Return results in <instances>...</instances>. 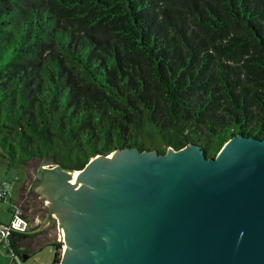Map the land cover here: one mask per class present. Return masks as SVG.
Wrapping results in <instances>:
<instances>
[{
    "label": "trees",
    "instance_id": "16d2710c",
    "mask_svg": "<svg viewBox=\"0 0 264 264\" xmlns=\"http://www.w3.org/2000/svg\"><path fill=\"white\" fill-rule=\"evenodd\" d=\"M238 132L264 138V0H0L8 163L189 140L211 156Z\"/></svg>",
    "mask_w": 264,
    "mask_h": 264
},
{
    "label": "water",
    "instance_id": "95a60500",
    "mask_svg": "<svg viewBox=\"0 0 264 264\" xmlns=\"http://www.w3.org/2000/svg\"><path fill=\"white\" fill-rule=\"evenodd\" d=\"M109 152L79 168L43 157L29 185L50 201L26 233L62 225L57 264H264V138Z\"/></svg>",
    "mask_w": 264,
    "mask_h": 264
},
{
    "label": "rangeland",
    "instance_id": "374dc122",
    "mask_svg": "<svg viewBox=\"0 0 264 264\" xmlns=\"http://www.w3.org/2000/svg\"><path fill=\"white\" fill-rule=\"evenodd\" d=\"M43 159L45 158L34 157L24 163H8L0 154V184L2 183L8 188L9 195L20 202L25 212L36 221L35 226H38L44 221L48 202L50 201L47 195L45 196L29 188L40 162ZM48 164L49 163H47L46 166H49ZM14 174H16V178H13ZM10 215L7 197H0V223L7 224ZM61 227L63 229L62 225ZM33 233H35V235L32 236V234H28L19 239V243L24 247L29 245L35 246L32 250L33 253L21 259V264H52L55 245L51 242L43 241L48 239L56 241L55 220H52L46 227L34 230ZM62 248V244H60L58 249L59 259L62 254ZM11 258L12 256L9 251H7L6 245L1 243L0 264H8ZM57 263L58 262L55 264Z\"/></svg>",
    "mask_w": 264,
    "mask_h": 264
},
{
    "label": "built area",
    "instance_id": "2783aa9c",
    "mask_svg": "<svg viewBox=\"0 0 264 264\" xmlns=\"http://www.w3.org/2000/svg\"><path fill=\"white\" fill-rule=\"evenodd\" d=\"M13 178H16V174H14ZM7 197L9 202V210H10V219L7 224L0 223V244L4 243L7 247V251L11 254L12 258L8 264H21L22 256L21 254L16 251L14 248L8 245L7 236L10 234L11 230H19V231H28L35 226V220L29 216L20 202L13 199L9 195V190L6 188L2 183L0 184V197ZM62 233L63 229L61 225H58L55 220V239L56 242L62 244ZM64 248V247H63ZM62 248V249H63Z\"/></svg>",
    "mask_w": 264,
    "mask_h": 264
},
{
    "label": "flooded vegetation",
    "instance_id": "af4514ba",
    "mask_svg": "<svg viewBox=\"0 0 264 264\" xmlns=\"http://www.w3.org/2000/svg\"><path fill=\"white\" fill-rule=\"evenodd\" d=\"M33 235H35V233H33L32 236ZM54 242H56V241H54ZM59 246H60V244L58 246H56L57 250L59 249ZM21 248L24 249V251H22L20 254H21L22 258H24V257L28 256L30 253H33L32 250L35 248V246L29 245L27 247L22 246ZM58 252H59V250H58ZM58 260H59V253L57 255V261L56 262H58ZM56 262H52V264H55Z\"/></svg>",
    "mask_w": 264,
    "mask_h": 264
},
{
    "label": "crops",
    "instance_id": "0c3cea01",
    "mask_svg": "<svg viewBox=\"0 0 264 264\" xmlns=\"http://www.w3.org/2000/svg\"><path fill=\"white\" fill-rule=\"evenodd\" d=\"M16 234L15 233H12L11 234V236H15ZM24 236H27V235H21L19 238H18V240H17V242H18V246L21 248L22 247V245L19 243V239H21V238H23ZM43 242H54V241H52V240H46V241H43ZM41 244V243H40ZM40 244H38V245H40Z\"/></svg>",
    "mask_w": 264,
    "mask_h": 264
},
{
    "label": "bare ground",
    "instance_id": "6f19581e",
    "mask_svg": "<svg viewBox=\"0 0 264 264\" xmlns=\"http://www.w3.org/2000/svg\"><path fill=\"white\" fill-rule=\"evenodd\" d=\"M112 154V152H110V153H108V155H111ZM71 170H73V169H71ZM57 191H58V189H57ZM42 194H44V193H42ZM45 195H47V197L49 198V192L48 193H45ZM60 208H61V210H62V207L61 206H59ZM60 213H57L56 215L58 216V217H60V215H59ZM61 218V217H60ZM61 221L63 222V219L61 218Z\"/></svg>",
    "mask_w": 264,
    "mask_h": 264
}]
</instances>
